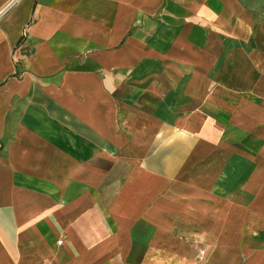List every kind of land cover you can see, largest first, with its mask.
<instances>
[{
	"label": "crops",
	"instance_id": "obj_1",
	"mask_svg": "<svg viewBox=\"0 0 264 264\" xmlns=\"http://www.w3.org/2000/svg\"><path fill=\"white\" fill-rule=\"evenodd\" d=\"M0 264H264V0H0Z\"/></svg>",
	"mask_w": 264,
	"mask_h": 264
},
{
	"label": "built area",
	"instance_id": "obj_2",
	"mask_svg": "<svg viewBox=\"0 0 264 264\" xmlns=\"http://www.w3.org/2000/svg\"><path fill=\"white\" fill-rule=\"evenodd\" d=\"M59 242H62V241H59Z\"/></svg>",
	"mask_w": 264,
	"mask_h": 264
}]
</instances>
